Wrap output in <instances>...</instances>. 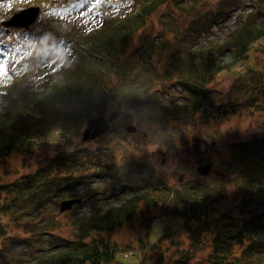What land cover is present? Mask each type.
Wrapping results in <instances>:
<instances>
[{
  "label": "trees",
  "instance_id": "obj_1",
  "mask_svg": "<svg viewBox=\"0 0 264 264\" xmlns=\"http://www.w3.org/2000/svg\"><path fill=\"white\" fill-rule=\"evenodd\" d=\"M129 1L130 10L123 11L121 17L111 18L105 13L99 29L85 37L69 38L74 40L73 52L78 54L67 66L60 67L55 82L46 80L42 90L31 92L20 74L11 77L6 87L3 85L0 89V166L12 153L49 132L59 130L61 137L69 134L77 138L90 117L116 105L121 107L126 97L155 96L149 90L152 85L135 69V58H140L137 51L149 57L148 69L155 77L162 82H174L187 91L185 106L180 104L178 111L195 114L208 101L211 92L207 87L224 69L219 55L226 50L233 64L239 63L248 57L256 42L264 40V22L259 27L246 22L226 33L217 44L201 43L202 36L211 34L223 14L222 8L225 10L230 0H216L214 4H221V11L210 15L205 13L201 0L190 3ZM108 2L101 1L102 12L105 11L102 5ZM159 10L167 16L165 23L175 25V29L166 27L162 36L148 31L141 35V38L145 35L143 44L135 47L136 35L147 29ZM153 36L161 39L150 40ZM12 43H8L10 48ZM159 48L169 55V67H164L162 72L151 60ZM259 80L255 100L264 91V79ZM229 107L238 110L235 103ZM246 107L250 109L251 105ZM171 110L175 111L172 107L167 109ZM217 110L229 111L221 106ZM233 147L224 176L216 182L194 186L180 183L178 188H171L164 174H156L144 164L130 166L129 171L123 172L108 160L111 147L107 145L94 151L65 149L12 182L0 180V198L6 203L0 207L1 215L7 216V210L15 208L30 215L29 221L37 224L45 221L40 235L48 236L50 243V248L40 250L32 259L4 260L3 264H121L116 262L122 246L108 235L135 217L142 201L148 208L162 202L171 214L184 220L177 243L171 245L175 250L172 249L168 258L162 256L167 261L164 264H200L202 260L198 258H203L206 264H264V135ZM95 179L102 181V187L111 188L112 194L120 189L124 199L108 205L96 202L92 213L70 220L68 227L73 232L70 237L57 234L65 216L59 211V202L91 196L98 191V187H92ZM79 184L86 187L83 194L67 195L69 188ZM228 187L234 190L232 197H228ZM226 200L229 207L220 210ZM5 228L0 220V236ZM34 232L22 240L34 241L37 238ZM181 233H185L182 239ZM166 238V234L160 237L149 246V251L159 246L163 252ZM164 251L167 253L170 248Z\"/></svg>",
  "mask_w": 264,
  "mask_h": 264
},
{
  "label": "rangeland",
  "instance_id": "obj_2",
  "mask_svg": "<svg viewBox=\"0 0 264 264\" xmlns=\"http://www.w3.org/2000/svg\"><path fill=\"white\" fill-rule=\"evenodd\" d=\"M191 1L193 0H185L187 3ZM201 1L208 15L211 12H218L219 6H222L221 4L215 5L216 0ZM33 2L41 4L43 12L46 13L45 16L41 14L28 28L8 26V32L4 33L5 21H9L12 15L19 12V9H26L27 5L20 4L18 0H0V39L5 38L6 34L10 37L8 39L14 42L15 50H17L15 55L10 52L9 56L12 55L14 58L6 70L9 69L12 73H16V76L23 74L25 84H29L28 91L36 92L42 90L46 80L48 83L55 82L60 67L67 66L78 54L76 51L73 52V35L85 37L91 31L99 29L103 14L99 10L100 6L94 4L95 0H33ZM210 2L213 3L212 6L209 5ZM130 3L129 0H109L104 8L111 18L121 17L124 14L123 11L130 10ZM52 4L62 7L52 8L50 7ZM48 8L50 9L47 11ZM161 9L164 10L165 7ZM223 9V14L218 17L219 21L212 27L211 34L202 36L201 43L217 44L226 33L237 29L239 25L247 23H252L256 27L263 25L264 0H230L225 10ZM162 10H159V13L152 18L146 30L136 35L133 43L135 47L143 44L145 35L144 38H141V35L148 31H152L155 35L159 33L162 36L166 27L175 29V25L165 23L167 16L161 15ZM81 13H85L83 18H81ZM39 34H45L43 40L45 44L35 40ZM70 37L73 38L71 41ZM160 39L156 36L150 38L156 42ZM136 54H139L140 58L138 60L135 58V69L141 78L149 81L147 84L152 85L149 90L155 94L150 97L147 94L153 103L149 108L126 112L115 122L108 135L83 145L80 144V136L84 125L79 136L74 139L69 134L61 137L59 130L49 132L45 137L41 136L37 141L12 153L9 159L0 166V180L12 182L20 174L35 169L44 159L65 149L84 148L94 151L98 147L107 145L111 147V156L108 160L126 171L130 169L129 166L134 168L138 164H144L156 174H164L166 183L171 188L179 187L181 176L188 183L186 185L194 186L216 182L224 176L223 172H226L228 168V161L231 158L230 150L234 149V143L264 135V91L257 100H255L254 92L259 84V78L264 79V40L256 42L248 57L239 63L233 64L226 50L219 55L224 69L207 87V90L211 92L208 95V101L205 102L202 111L195 114L178 111L180 109L178 106L184 105L186 101L187 91L174 82H162L160 78L155 77L148 69L151 64L149 57L144 56L141 50ZM142 57H145V61ZM168 59L167 52L159 48L151 60L159 66V72H162L164 67H169ZM34 65L36 67L33 69ZM2 69L3 67L0 66V76H3L0 79V89L6 87L5 84H10L12 80L9 75H6V70L2 71ZM143 97L146 98V95ZM159 101L161 106H159ZM234 103L238 109L234 110L235 112L233 107H229ZM240 103L246 105L239 106ZM247 105H251V108L246 107ZM218 106L229 111L218 112ZM171 107L175 111H167ZM118 108L117 105L113 106L100 115L108 116ZM129 125H134L139 132L128 134L125 128ZM207 162L212 163L213 171L208 176L202 177L196 172V165ZM92 182V187H98V191L91 196L81 198L80 204L64 212L62 228L57 231V234L70 237L73 234L72 229L68 227L70 220L82 214L92 213L96 202L108 205L124 199L120 189L116 192L114 190L112 194L111 188L102 187L101 180L95 179ZM85 189L83 184H79L69 188L67 195L76 197V195L83 194ZM233 191V188H227L228 197L233 196ZM3 202L4 200L0 198V207ZM226 207H229L228 200L220 206V210ZM169 211L162 202H158L151 208H148L145 202H140L135 217L108 235L122 246L116 263H167L162 256L165 255L168 258L175 250L171 245L177 243L178 231L184 225L182 218ZM30 217V215L18 212L15 208H9L7 216L1 215L0 211V220L6 226L0 236V264H3L4 260L14 262L19 259H32L34 255L40 253V250L50 248L48 236L40 235L46 222L41 221L37 224L29 221ZM32 231L36 232L34 237L37 238L34 241L22 240L27 238ZM165 234L167 238L163 243V252L159 251V246L149 251V246L157 243L159 238ZM179 237L184 238L185 233L179 234ZM166 248H170L167 253L164 251ZM197 260H202L200 264H206L203 258Z\"/></svg>",
  "mask_w": 264,
  "mask_h": 264
},
{
  "label": "water",
  "instance_id": "obj_3",
  "mask_svg": "<svg viewBox=\"0 0 264 264\" xmlns=\"http://www.w3.org/2000/svg\"><path fill=\"white\" fill-rule=\"evenodd\" d=\"M39 12L35 9H28L25 13H17L12 19L8 22H5V26L19 27V28H28L33 22H35L38 17ZM25 21H30V23L25 26ZM144 105H147V102L142 98H127L123 102V110L129 111L137 108H141ZM123 110H116L110 113L108 119L103 116L95 117L90 119L87 122L86 128L82 134L81 142L85 143L91 140L98 138L100 135L106 133L110 129V123L117 119L120 115L123 114ZM129 133H134L136 131L135 127H127ZM210 165L202 166L198 168V172L205 176L209 174ZM80 202L78 199L64 200L61 202L60 211L65 212L71 210L75 204Z\"/></svg>",
  "mask_w": 264,
  "mask_h": 264
},
{
  "label": "snow or ice",
  "instance_id": "obj_4",
  "mask_svg": "<svg viewBox=\"0 0 264 264\" xmlns=\"http://www.w3.org/2000/svg\"><path fill=\"white\" fill-rule=\"evenodd\" d=\"M18 2L20 4L27 5V9L21 8L18 10L20 13H25L28 9H35L39 12V15H41V4L39 2H33V0H18ZM95 3L98 5L101 3V0H95ZM84 15L85 13H81V18H83ZM28 23H30V21H25V26H27Z\"/></svg>",
  "mask_w": 264,
  "mask_h": 264
},
{
  "label": "flooded vegetation",
  "instance_id": "obj_5",
  "mask_svg": "<svg viewBox=\"0 0 264 264\" xmlns=\"http://www.w3.org/2000/svg\"><path fill=\"white\" fill-rule=\"evenodd\" d=\"M184 179H183V177L182 178H180V181H183Z\"/></svg>",
  "mask_w": 264,
  "mask_h": 264
}]
</instances>
